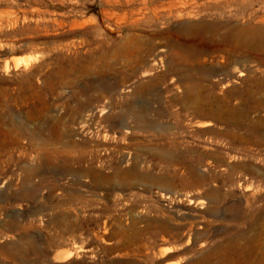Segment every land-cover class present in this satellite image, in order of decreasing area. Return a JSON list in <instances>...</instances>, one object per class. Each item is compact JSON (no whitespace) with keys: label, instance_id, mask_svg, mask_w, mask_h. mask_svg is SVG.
Wrapping results in <instances>:
<instances>
[{"label":"rangeland","instance_id":"obj_1","mask_svg":"<svg viewBox=\"0 0 264 264\" xmlns=\"http://www.w3.org/2000/svg\"><path fill=\"white\" fill-rule=\"evenodd\" d=\"M213 254L264 264V0H0V264Z\"/></svg>","mask_w":264,"mask_h":264},{"label":"bare ground","instance_id":"obj_2","mask_svg":"<svg viewBox=\"0 0 264 264\" xmlns=\"http://www.w3.org/2000/svg\"><path fill=\"white\" fill-rule=\"evenodd\" d=\"M18 65H19V62H17L16 66H18ZM123 90H120L118 93L121 94L123 92ZM58 253H60V252H58ZM71 256H72L71 252H66V254H64V255L61 253L54 258V261H56V262L57 261H64L65 259H67ZM193 264H229V263L227 261L219 258L217 254H213L208 258H202V259L195 260L193 262Z\"/></svg>","mask_w":264,"mask_h":264}]
</instances>
